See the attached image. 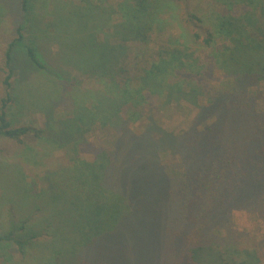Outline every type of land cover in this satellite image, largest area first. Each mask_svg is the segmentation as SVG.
Returning <instances> with one entry per match:
<instances>
[{
	"label": "trees",
	"instance_id": "16d2710c",
	"mask_svg": "<svg viewBox=\"0 0 264 264\" xmlns=\"http://www.w3.org/2000/svg\"><path fill=\"white\" fill-rule=\"evenodd\" d=\"M77 1L60 6L52 0V12L46 11L53 15L46 26L52 27L55 39L76 54V63L69 64L93 83L85 89L73 87L67 96L56 86L67 72L55 70L53 58L48 63L39 44L25 43L26 30L41 37L49 33L43 34L41 21L32 17L37 0H0V22L13 14L15 4L24 16L4 56L0 137L24 144V138L33 135L36 145L25 146L21 158L37 167L41 158L67 153L66 163L46 172L44 191L36 192L32 183L31 196H53L45 213L56 216L46 227L52 238L36 248L52 253L51 264H264V239L247 242L232 222V211L244 202L252 212L262 209L264 218V165L254 159L261 142L240 146L237 141V83L264 74V0H215L225 7L214 14L204 39L211 48L204 61L193 58L182 35L183 42L169 39L155 59L146 58L138 67L129 43L145 45L150 33L161 32L166 21L161 16L168 15L171 0H123L118 8L106 0ZM43 4L47 9L46 0ZM118 14L120 22L105 40L107 51L100 58L98 34ZM111 37L117 42L111 43ZM219 39L232 46L218 47ZM21 45L29 70L39 73V80L55 77L53 108L42 110L50 115L62 107L64 117L50 116L47 130L15 126L9 118L10 105L21 103L15 78L21 76L23 85L29 80L23 77L27 67L19 69L13 62L14 50ZM211 69H221L235 80L232 91L220 94L218 101L212 98L216 121L201 126L196 117L181 136L163 130L157 118L174 116L183 101L197 108L198 116L204 115L207 107L200 105V98ZM147 108L152 111L148 115ZM139 121L145 124L142 132L129 131V123ZM92 132L114 138V149H94V161L88 162L80 153L92 146L86 138ZM166 151L175 165L161 156ZM35 153L36 162L31 159ZM168 170L176 173L170 176ZM63 229L82 236L84 244L73 236L60 239ZM21 230L17 223L0 235V248L13 244L25 255L40 241L38 232L25 229L23 235Z\"/></svg>",
	"mask_w": 264,
	"mask_h": 264
},
{
	"label": "rangeland",
	"instance_id": "374dc122",
	"mask_svg": "<svg viewBox=\"0 0 264 264\" xmlns=\"http://www.w3.org/2000/svg\"><path fill=\"white\" fill-rule=\"evenodd\" d=\"M50 1L52 0H46L47 4L51 7L48 6L47 9H42L41 6L44 5V0L43 2L42 0H37L36 12L32 14L34 20L41 21L40 24L43 34L48 31L49 33L41 37L39 35L37 36L36 32L26 30L24 33L26 37L25 43L34 46H36L35 43L39 44V52H42V56L48 63L49 60L53 58V68L55 70L64 69L67 72L65 81L59 82V85L56 86L60 90L63 88V94L68 96L74 91L71 88L81 86L82 89H85L84 87H91L93 83L90 82L86 76L81 75L76 66L72 68L69 61L76 63V54L72 51H68L65 47V43L58 41L59 39L56 40V36L52 33V27L46 26L53 21V15L46 13L47 10L48 12H52L53 6L48 3ZM58 1H60V3H58L60 6L64 4L65 1L78 2L77 0ZM122 1L123 0H106L107 3L110 2L117 8L118 6L120 7ZM14 6L16 12L13 11L12 15H6L7 17L0 22V106L1 99L5 96V88L3 85L6 76L4 72L5 51L8 44L17 37L16 25L24 20V16L21 13L20 15L17 13L16 4ZM224 7L223 4L215 0H171L169 7L170 11L167 13L168 15L161 16V19L166 20L163 22V29L161 32L150 33L145 45L136 42L129 43L132 49V61L138 62L135 67L145 62L146 58L155 59L157 57L156 53L160 51L161 47L169 39L183 42L184 40L181 38L182 35L185 37L190 47L189 53H193V58L198 61H204L206 55L211 53V48L204 44V39L207 37L208 31L212 28L215 18L214 14L217 11L220 12ZM257 13L259 15V12ZM111 22L112 23L107 27L101 28V32L98 34L99 44H97V48L99 49L100 58H102L105 51H107L105 40L108 35L113 33V26L120 22L119 14L115 16ZM262 30L264 34V26H262ZM257 33L259 32L257 31ZM263 34L262 37L264 38ZM196 36L199 38H196ZM117 40L118 39L114 37L110 38V42L113 44L116 43ZM216 45L218 47L222 46L228 48L232 46V43L227 40L219 39ZM104 46L105 49L103 48ZM23 47L24 45H21L14 50V66L19 69L27 67L29 70V68L31 69V65L28 63ZM141 50L144 51V54H142ZM38 74L39 73L32 69V72L29 70L27 75H23V77L27 76L29 79L28 81L33 80L29 85H27L28 81L23 85L21 76L15 78L14 84L16 93L18 92V100L20 99L21 101V103L17 102V104L10 105L9 108V118L12 119L15 126L30 125L37 129L47 130V122L50 116L56 120L64 117L62 107H58L50 115L46 112L53 108L51 85L54 84V75L50 76L49 74L43 78L42 81L39 80L42 77L40 75L38 76ZM206 77L207 81L204 80L206 82L203 85L205 87L203 91L204 94L200 98V105L207 107L204 110V115L202 117L198 116V109L183 101L181 103L183 106L182 109L174 116L168 117L166 114L164 117L157 118L158 124L163 130L174 136H181L190 129L196 117L199 118L200 121H198V123L201 126L205 124L211 125L216 121L211 103L212 98L218 101L220 94L232 91L235 86V80L229 76H225L221 69H211L206 74ZM242 79H244L242 82L239 81V83H237V131L239 129L237 141H241L239 142L240 146H243L244 143L249 145L251 141H260V153L257 154L254 159L255 161L258 159L262 165H264V74L260 79L258 77L246 76ZM16 80H20V83L18 84ZM47 102L49 103L46 104ZM23 104L27 105L24 109L22 108ZM42 108H47V110H42ZM155 110L156 109H154V111ZM151 112L152 111L147 108L145 113L148 115ZM143 126H145V124L143 125L142 122L139 121L136 123H129L128 128L129 131L132 132H142L141 129ZM86 138L89 140V143H92V146H88L84 152L80 153V157L88 162L94 161V149L106 148L107 151L114 149V138L105 137L98 132L89 133ZM36 141L37 139L33 135L26 136L24 138V144H20L13 139L0 137V235L7 233L10 229L14 228L17 223H19V226H23V230H21L23 235H25V229L28 231L33 230V232L36 231L40 234L38 238L40 241H36L33 244L35 246L29 248L25 255H21L18 248L13 244L9 247H1L0 264H51L52 261V253L49 254L45 251H39L36 246L38 245L40 247V244L43 245L52 238L50 229H46V227L50 222L56 221V216L52 212L50 214L45 213V209H48L49 201H51L50 198H53V196H48L49 193H47V197H44L45 194L42 193L38 196L36 193L35 196H31L30 194L32 192L31 189H33L32 183L36 185V192H40L41 190L44 191L47 188L48 183L43 180V178L47 179L48 173L46 172L52 171L66 163L67 153L64 150L56 151L52 157H49L47 160L41 158L38 167L34 166L21 158V152L27 145H36ZM51 145L52 143H49V146ZM169 155H171L169 151H166L161 156L166 162L175 165L174 159ZM252 155L253 153L251 152L248 154V156ZM37 157L36 153L32 154V161H38ZM168 171L170 176L176 173L173 170ZM60 175L59 173V176ZM58 179L63 180V177H59ZM76 192H80L78 186L76 187ZM57 203H60V201L58 200ZM262 211V209L260 212L258 211L260 214L252 212L245 202L239 203L232 211L233 227L244 233L247 242L256 241L259 243L264 239V218L262 217ZM60 221L61 224L65 223V221L61 219ZM41 235L46 236L44 238V236ZM66 236H73V239L80 245L84 244V238L82 236L63 229L60 239H64Z\"/></svg>",
	"mask_w": 264,
	"mask_h": 264
}]
</instances>
